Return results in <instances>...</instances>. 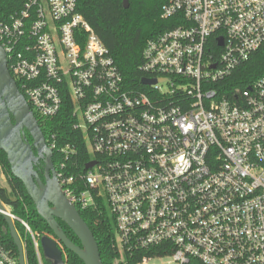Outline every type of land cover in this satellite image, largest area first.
Segmentation results:
<instances>
[{"label": "built area", "instance_id": "2783aa9c", "mask_svg": "<svg viewBox=\"0 0 264 264\" xmlns=\"http://www.w3.org/2000/svg\"><path fill=\"white\" fill-rule=\"evenodd\" d=\"M77 1L27 0L0 23L7 68L32 113L52 119L68 91L72 128L95 161L68 174L75 145L43 135L61 158L62 192L81 209L104 198L115 264H264V77L233 98L213 87L263 44L264 0H166L161 17L180 23L146 40L139 69L156 82L145 89L125 87ZM1 205L42 264L41 236ZM0 264H19L1 240Z\"/></svg>", "mask_w": 264, "mask_h": 264}, {"label": "trees", "instance_id": "16d2710c", "mask_svg": "<svg viewBox=\"0 0 264 264\" xmlns=\"http://www.w3.org/2000/svg\"><path fill=\"white\" fill-rule=\"evenodd\" d=\"M27 0H0V23L7 22L11 15L18 12ZM128 6H123V0H78L76 10L91 25L94 32L108 48L124 80L125 87L145 89L140 79L146 74L139 69L142 63V50L147 39L159 33L177 26L180 21L177 16L162 18L161 6L166 0H127ZM264 77V42L242 64L237 66L230 75L214 83L218 96L234 97V91L239 88L245 90L257 79ZM20 90L19 82H16ZM62 93V103L59 112L50 120H41L35 114L39 127L46 137L47 133L56 132L60 144L70 142L74 144L77 154L72 160L66 161V173L75 174L85 171V163L91 158L87 145L79 131L74 130L72 125L75 118L72 116L73 103L68 91ZM28 139L29 134L25 132ZM73 136V137H72ZM35 152V151H34ZM61 160L54 151L52 162L57 169ZM76 166L72 167L71 162ZM34 169L43 179V160L39 159L34 164ZM0 175L5 179L6 186L0 184V202L12 213L25 220L33 232L40 236L49 235L54 237L48 223L39 215L35 205L28 195L22 181L11 172L6 153L0 149ZM79 189L83 188L81 182L77 183ZM76 208L80 216L92 231L98 245L102 264H115L117 250L114 246L115 223L114 217L103 197L97 198L94 208ZM57 222L66 236L78 246L79 239L73 231L59 218ZM15 229L23 246L26 264H39L30 235L23 225L14 221ZM0 240L8 249L18 257V250L13 242L7 223L0 214ZM63 259L66 264H84L83 261L72 251L60 246ZM42 264H51L42 254L39 245Z\"/></svg>", "mask_w": 264, "mask_h": 264}, {"label": "water", "instance_id": "95a60500", "mask_svg": "<svg viewBox=\"0 0 264 264\" xmlns=\"http://www.w3.org/2000/svg\"><path fill=\"white\" fill-rule=\"evenodd\" d=\"M123 6L128 1L123 0ZM221 44V40L219 41ZM154 78L142 77V85H151ZM25 132L32 139L30 143ZM33 148L35 150H33ZM0 149L6 153L11 172L20 179L39 215L48 223L54 237L42 235L39 243L43 256L51 264H66L60 246L74 252L84 264H102L98 245L76 206L62 192L55 177L52 150L47 147L37 119L9 73L5 51L0 45ZM35 151V152H34ZM43 160V179L34 164ZM95 161L85 163V169ZM0 209L3 206L0 202ZM10 236L18 250V262L24 264L23 247L13 221L2 214ZM61 219L79 239L81 246L72 242L57 222Z\"/></svg>", "mask_w": 264, "mask_h": 264}, {"label": "rangeland", "instance_id": "374dc122", "mask_svg": "<svg viewBox=\"0 0 264 264\" xmlns=\"http://www.w3.org/2000/svg\"><path fill=\"white\" fill-rule=\"evenodd\" d=\"M0 184H1L2 186H6L5 179H4V177H3L2 175H0Z\"/></svg>", "mask_w": 264, "mask_h": 264}, {"label": "flooded vegetation", "instance_id": "af4514ba", "mask_svg": "<svg viewBox=\"0 0 264 264\" xmlns=\"http://www.w3.org/2000/svg\"><path fill=\"white\" fill-rule=\"evenodd\" d=\"M28 141H29L30 143L32 142V139H31L30 136L28 137ZM33 150H35V149L33 148Z\"/></svg>", "mask_w": 264, "mask_h": 264}]
</instances>
